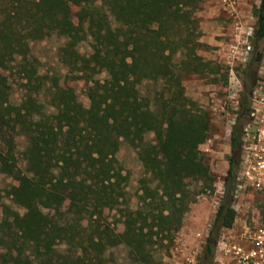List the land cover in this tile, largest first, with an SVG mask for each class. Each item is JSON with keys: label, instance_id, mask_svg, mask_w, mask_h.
Returning a JSON list of instances; mask_svg holds the SVG:
<instances>
[{"label": "trees", "instance_id": "trees-1", "mask_svg": "<svg viewBox=\"0 0 264 264\" xmlns=\"http://www.w3.org/2000/svg\"><path fill=\"white\" fill-rule=\"evenodd\" d=\"M202 1L0 0V173L16 180L7 194L23 208L2 207L0 264H161L154 245L172 240L196 196L212 191L215 180L199 147L210 135V112L183 85L191 74L227 81V68L198 53L206 46L194 18ZM252 15L254 39L262 40L264 0ZM52 33L64 38L63 79L86 81L87 105L73 87L58 83L48 87L47 107L39 98L31 42ZM83 41L87 54L78 49ZM12 73L28 90L19 103L10 100ZM18 136L25 141L23 168ZM122 144L135 150L144 173L134 208L116 156ZM230 145H239L233 134ZM234 157L224 182L230 195ZM231 201L216 208L204 245L208 257L220 230L233 226ZM106 208L120 213L122 231L117 221L102 219ZM120 247L124 255L115 256Z\"/></svg>", "mask_w": 264, "mask_h": 264}, {"label": "rangeland", "instance_id": "rangeland-1", "mask_svg": "<svg viewBox=\"0 0 264 264\" xmlns=\"http://www.w3.org/2000/svg\"><path fill=\"white\" fill-rule=\"evenodd\" d=\"M260 0H236V11L229 13L221 0H214L215 4H210V0H203L194 14L197 25V38L206 46L198 49V53L208 61L222 65V69H228L227 81L213 82L212 75L191 74L183 79L185 94L190 99L197 101L203 107L212 110V107H219V101H226L229 106L230 96L239 89L241 68L243 60L247 57L249 47L255 48L253 53L264 54V40L253 41V31L256 19L252 15V7ZM225 7V8H224ZM207 9V10H206ZM206 10V11H205ZM64 38L57 34L41 35L31 42V53L37 59V76L42 81V88L39 89V98L47 107L49 98L48 87L54 83L61 86H71L77 94V99L82 104L87 105L88 100L84 94L86 81L64 80L63 76L67 68L59 59V48L63 44ZM257 45V46H256ZM81 53L87 54L90 45L83 41L78 46ZM257 50V51H256ZM104 73L98 75L103 78ZM10 100L19 103L28 92L21 80L10 74ZM140 90L144 95H148L149 85L140 83ZM214 99V100H213ZM213 111V110H212ZM227 117V116H226ZM224 123H214L210 135L200 143L199 147L206 156L211 173L214 176L213 190L200 193L196 196L189 209L186 211L182 226L175 232L172 240L165 239L162 243L154 245V254L161 264H232L223 252L224 242L235 241L243 230L244 225L254 223H264V195L251 189H241L237 191L236 200L235 187L238 183L237 168L236 174L230 182L233 189L231 195L225 188V171L227 169L228 149L225 146L223 135ZM213 134H217L214 136ZM147 139L152 138L150 133ZM25 141L22 136L16 138V156L19 165L23 168L25 162L22 159V150ZM117 158L123 167V173L127 174L126 184L129 204L135 207L139 186V178L144 175L141 164L136 158L135 150L126 144H122L117 152ZM16 180L11 176L0 173V219L2 207L7 204L12 209L23 212V208L13 201L7 194V190ZM188 186L197 191L198 183L187 177ZM231 196V205L236 210V217L231 228L221 229L215 245L214 254L210 257L204 252L205 239L208 229L211 226L216 208L219 202ZM102 219L115 223L120 213L115 210L103 209ZM124 229L123 222H116V230ZM115 256L122 257L124 249L122 247L114 250Z\"/></svg>", "mask_w": 264, "mask_h": 264}, {"label": "built area", "instance_id": "built-area-1", "mask_svg": "<svg viewBox=\"0 0 264 264\" xmlns=\"http://www.w3.org/2000/svg\"><path fill=\"white\" fill-rule=\"evenodd\" d=\"M229 13L236 11V0H221ZM258 74L264 80V54H261ZM264 84V82H263ZM253 105L251 114L256 118L259 106L263 107L264 117V89L257 85L253 88ZM254 142L244 147L237 162L238 183L235 184L236 200L238 189H251L264 195V125L257 130ZM223 252L232 264H264V223L244 225L243 230L235 241L224 242Z\"/></svg>", "mask_w": 264, "mask_h": 264}, {"label": "flooded vegetation", "instance_id": "flooded-vegetation-1", "mask_svg": "<svg viewBox=\"0 0 264 264\" xmlns=\"http://www.w3.org/2000/svg\"><path fill=\"white\" fill-rule=\"evenodd\" d=\"M253 41L259 42L260 40H255L253 36ZM255 48L258 50V47L250 46L247 57L243 60L239 89L230 96L229 106L227 107L226 101L218 100V108L212 107L213 111L208 109L211 116V130L215 122L220 125L221 122L224 123V121H228L224 127L225 132L223 135L225 146L228 149L225 176L231 166V157L233 155L235 156L234 159L237 165L243 148L254 142L258 134V128L264 125V117L262 114L263 107L261 105L259 106V113L256 118L251 114L254 101L252 93L253 88L259 85L264 89V80L258 74V67L262 61L261 52L253 53ZM232 134L237 138L239 143L238 147L234 150L230 145ZM213 135L216 136L217 134Z\"/></svg>", "mask_w": 264, "mask_h": 264}, {"label": "crops", "instance_id": "crops-1", "mask_svg": "<svg viewBox=\"0 0 264 264\" xmlns=\"http://www.w3.org/2000/svg\"><path fill=\"white\" fill-rule=\"evenodd\" d=\"M211 2H212V4H215V3H214V0H210V4H209V5H211ZM206 10H207V9H206ZM206 10H205V11H206Z\"/></svg>", "mask_w": 264, "mask_h": 264}]
</instances>
